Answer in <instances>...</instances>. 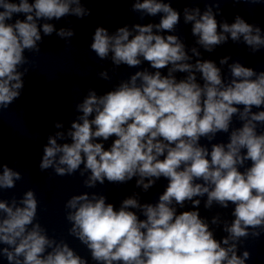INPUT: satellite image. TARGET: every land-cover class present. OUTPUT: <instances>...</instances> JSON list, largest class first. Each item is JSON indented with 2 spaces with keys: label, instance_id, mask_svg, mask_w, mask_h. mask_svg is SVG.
<instances>
[{
  "label": "clouds",
  "instance_id": "9594fccd",
  "mask_svg": "<svg viewBox=\"0 0 264 264\" xmlns=\"http://www.w3.org/2000/svg\"><path fill=\"white\" fill-rule=\"evenodd\" d=\"M240 2L264 0H233ZM132 11L141 19L160 14V20L125 25L112 34L97 27L90 49L100 60L110 57L115 66L138 67L146 61L155 71H137L103 95L89 89L76 105L81 114L70 128L48 137L39 168L58 176L89 173L83 181L87 188L138 177L136 186L147 191L161 177L168 180L155 204L141 203L136 194L119 209L102 194L84 192L67 200L69 234L87 247L96 264H246L250 253L238 254L241 238L264 231V132H258L264 110L253 111L264 107V71L229 63L231 57L225 56L219 61L230 72L225 81L222 68L200 59L197 47L186 50L178 35L162 34L175 32L180 23L171 2L133 0ZM219 13L218 2L215 11L212 6L183 9L197 45L209 53L229 40L243 42L252 53L264 48L261 27L240 15L221 22ZM19 14L25 19L11 22ZM90 14L82 0H0V111L21 95L29 71L25 50L39 53L43 36L54 32L66 40L75 35L47 21ZM165 68L166 75L160 71ZM175 73L187 75L178 80ZM99 76L110 79L107 70ZM234 117L241 127L232 128ZM55 127L64 126L56 122ZM218 133H230L226 144L213 143L210 151L200 144L201 138L211 142ZM113 136L108 149L97 142ZM66 138L71 142L58 143ZM21 178L0 160V190L14 188ZM204 196L206 209L234 205L230 223L219 215L212 218L213 225L223 223L227 235L221 240L198 210L177 212L186 202L198 209L201 200L194 198ZM37 209L33 190L19 200L0 199V257L8 264H88L67 243L47 235L36 222Z\"/></svg>",
  "mask_w": 264,
  "mask_h": 264
}]
</instances>
